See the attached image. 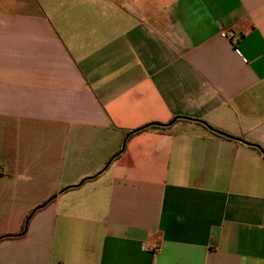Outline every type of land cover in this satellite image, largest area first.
<instances>
[{"label": "crops", "instance_id": "0c3cea01", "mask_svg": "<svg viewBox=\"0 0 264 264\" xmlns=\"http://www.w3.org/2000/svg\"><path fill=\"white\" fill-rule=\"evenodd\" d=\"M26 1L0 8V237L33 215L0 264H264V0Z\"/></svg>", "mask_w": 264, "mask_h": 264}, {"label": "trees", "instance_id": "16d2710c", "mask_svg": "<svg viewBox=\"0 0 264 264\" xmlns=\"http://www.w3.org/2000/svg\"><path fill=\"white\" fill-rule=\"evenodd\" d=\"M178 119H185V118H176V119H173L172 121H170L169 123H166V124H163V123H150L146 126H143L141 128H138L136 130H131V131H127L125 132V137H124V142H123V145H122V148L121 150L115 154L108 162V165L114 161L119 155H121L125 149V144H126V141L132 137L133 135L135 134H138V133H141V132H144V131H147L149 129H154V128H158V129H165V128H168L170 127L171 125H173ZM197 122L201 123L202 125H204L207 129H209L210 131L214 132L215 134L221 136V137H224L226 139H230V140H241L239 138H236L235 136H232L224 131H221L219 129H216L212 126H210L208 123L206 122H202V121H198L196 120ZM252 145V144H251ZM254 146V145H252ZM259 150L262 151V149L259 147V146H256ZM263 152V151H262ZM45 205V204H44ZM33 213H31L25 220L24 222V226H23V230L22 232L19 234V235H15V236H3V237H0V241L6 239V238H13V237H21L23 235L26 234V231L28 229V226H29V223H30V220H31V217H32Z\"/></svg>", "mask_w": 264, "mask_h": 264}, {"label": "rangeland", "instance_id": "374dc122", "mask_svg": "<svg viewBox=\"0 0 264 264\" xmlns=\"http://www.w3.org/2000/svg\"><path fill=\"white\" fill-rule=\"evenodd\" d=\"M27 3L26 0H0V8L12 9L11 11L14 12H23L27 7Z\"/></svg>", "mask_w": 264, "mask_h": 264}]
</instances>
